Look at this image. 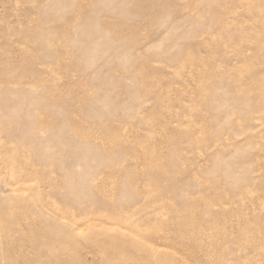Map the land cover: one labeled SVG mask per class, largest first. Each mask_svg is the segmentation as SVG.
Masks as SVG:
<instances>
[{
    "label": "rangeland",
    "instance_id": "obj_1",
    "mask_svg": "<svg viewBox=\"0 0 264 264\" xmlns=\"http://www.w3.org/2000/svg\"><path fill=\"white\" fill-rule=\"evenodd\" d=\"M0 264H264V0H0Z\"/></svg>",
    "mask_w": 264,
    "mask_h": 264
}]
</instances>
